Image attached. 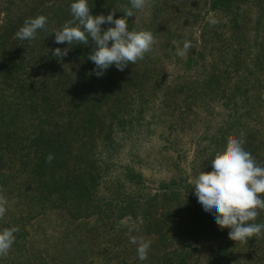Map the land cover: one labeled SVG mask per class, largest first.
Returning a JSON list of instances; mask_svg holds the SVG:
<instances>
[{"label": "trees", "instance_id": "trees-1", "mask_svg": "<svg viewBox=\"0 0 264 264\" xmlns=\"http://www.w3.org/2000/svg\"><path fill=\"white\" fill-rule=\"evenodd\" d=\"M33 1L34 5L40 1L42 10L39 14H47L48 22L56 23L57 29L71 18L70 5L74 0H54L50 4H47L49 0ZM191 1L158 0V14L154 20L165 31L180 26L181 46L188 40L192 44L191 51L195 48V52L200 50V58L210 56L217 60V57L224 63V67L220 68L216 63L208 65L205 62L202 74L198 75L194 66L201 63H193L194 56L190 55L186 60L188 68L184 75H180V91L185 86L190 88L187 97H195L191 101L200 100L197 94H193L197 92L192 91L199 88L197 85L206 83L208 89L214 93L217 90L221 98L225 95L228 104L234 101L230 113L226 115L227 129L219 130L225 141L219 139L220 133L210 138L207 135L205 146L199 150L201 171H211V160L217 151L226 146L227 137H239L242 132L246 139L245 150L252 154L258 165H264V0H205L208 11L223 9L225 15L229 16L228 22L220 20L211 29L223 38L222 42H218L219 48L215 46L214 52V46H208L204 38L199 45L182 35L185 28L182 18L189 21L191 16L184 9ZM54 3L57 7L52 9ZM88 3L93 15H107L116 5L131 6L129 0H88ZM31 15L35 17L34 13ZM115 15L119 18L123 13L117 10ZM135 20V16L128 18L130 29L138 28ZM108 26L104 24L101 27L106 30ZM227 27L229 33L226 32ZM42 34L48 36L49 29L38 30L36 39L40 41ZM229 35L231 41L227 38ZM11 42L14 44L17 41ZM228 43L235 44L230 60H226L224 54ZM35 46L31 47L34 48L32 54L38 53ZM57 47H71L69 51L76 57V75L71 84L65 79V68L59 66L55 62L57 58L52 55ZM14 48L12 45L9 48V57L13 54V59L8 67L5 60L0 62V189L9 200L8 211L0 219V229L18 226L19 231L15 233L16 240L9 253L0 257V264H129L127 260L133 254L130 251V238L124 237L125 230L117 228L114 211L118 208V216L121 217L133 211L135 217H141L145 229L157 223L149 220L150 212L145 204L141 210L138 207L142 204L135 206L138 200L118 202L117 206L113 205V199L98 197L101 161L92 150V143L101 133L107 140L113 141L115 119L119 120L118 124L124 123V115L133 123L141 121L146 111L144 104L151 94L147 89L155 88L144 80L145 74H151L150 69L135 64L132 70L129 63L124 71H119L113 65L102 77H97L92 71L95 65L88 59L92 51L91 40L87 46L55 44L50 52H42L39 61V66L45 68L48 77H51L50 86L47 80L43 86L45 91L40 96L41 103L37 93L31 90L33 72L26 74V77L21 76L27 44L22 46V51L16 49V53L13 52ZM217 69L219 74L210 72ZM53 77L57 79L53 81ZM122 80L131 89L126 88ZM234 80L236 87L227 85ZM51 84L54 90L64 92V99L68 97V120L58 122L54 119L56 111L54 102H51L54 100ZM191 84L196 86L192 90ZM12 87L14 94L10 90ZM242 89L243 98L235 101L233 97ZM254 89L259 100H253L250 96ZM254 109L257 116L251 118ZM248 115L251 116L250 120L245 118ZM33 116L34 122L31 123ZM49 153L54 156L50 163L45 159ZM188 180L183 178L180 182V191L185 188V195L189 197L180 208V214L184 211L180 220V234H176L180 248L172 251L158 249L155 264H200V247L207 255V264H264V235L250 237L247 242L229 239V230H221L214 216L204 211L197 202ZM258 195L264 198V193ZM169 216L165 218V224ZM254 222L264 223V211ZM165 224L162 223V226ZM127 230L130 232V229ZM123 253L125 255L121 256ZM117 254L121 257L119 261ZM140 260H134L132 264ZM141 262L152 264L146 259Z\"/></svg>", "mask_w": 264, "mask_h": 264}, {"label": "rangeland", "instance_id": "rangeland-1", "mask_svg": "<svg viewBox=\"0 0 264 264\" xmlns=\"http://www.w3.org/2000/svg\"><path fill=\"white\" fill-rule=\"evenodd\" d=\"M53 1L49 0L47 4ZM157 4L158 0H147L145 8L136 10L135 13V21L138 28L143 27L151 30L156 39L152 50L145 55L143 60L135 63L140 68L150 69L151 74H145L144 80L152 84V87H155L154 89H147V92L151 94L149 101L144 104L146 105V111L142 115L141 121H136V123L129 121L125 115V117L123 116L122 122L124 123L122 124H118L119 120L115 119V133L113 134L112 142L105 138L104 133H101L92 143V150L99 158V161H101L99 166L102 177L98 178L100 182L98 197L100 199L106 198V200L109 198L113 199L115 201L113 205L117 206L118 202L120 204L132 199L138 200L135 206L138 207L142 204L138 207L141 210V207L143 206L144 208L145 204L150 212L149 220L157 223L151 226L150 229L148 228V230L144 228L145 224H142L141 217H135L132 214L133 211L124 217L118 216V208L114 211L113 218H115L117 228L121 231L125 230L124 237L130 238V251L133 254L127 260L129 264H132L134 260H139L136 252L138 245L131 242L133 237L151 241L150 253L146 260L152 264L157 261L155 256L158 249L160 251H172L180 248V243L176 239V234H180V220L184 212L182 211L180 214V208L182 202L189 198L185 195V188L180 191V185H182L180 182L183 178H189L188 182H190L191 179L201 172V159H198V155L200 148L205 146L206 139L220 133L219 139L225 141L222 137L223 133L219 130L221 128L227 129L226 115L230 113V107L234 105V101L230 104L227 103L228 99L223 93L224 97L221 98L217 94V90L215 93L209 90L207 83L197 85L199 88H195L196 86L191 84V90L195 88L192 92H197L193 94H197L200 99L197 101H191V99L195 98L194 96L190 95L189 98L187 97L190 94L188 92L190 88L185 86V89L182 90L183 92L180 91V77H182L180 75H184L188 68V63H186L188 56H194L193 63H201L199 66H194L195 73L198 75L202 74L203 63L205 62L208 65L216 63L215 65L220 68L224 67V63L217 57V60L210 56L207 59L200 58L198 56L200 50L198 51L197 49V52H195L196 48L192 51L189 50L183 56L179 55L178 52L183 49V45H180V26L171 31H165L161 24L154 20V17L158 14L156 11ZM56 7L57 5L52 9ZM207 9L208 6L205 0H192L188 3L184 10H187L191 16L189 21H186V18H182L183 25H185L182 35L185 38L188 36L190 39L195 40L199 45L203 43L204 38V42H207L208 46H214L212 49L214 52L215 46L219 48L220 44L218 42H222L223 38L218 37L215 34L216 30L211 29L221 21L228 22L229 16L225 15L226 13L223 9H216L214 12ZM41 10L42 4H40V1L34 5L33 0H0V62L5 60L7 62L6 67H8L9 62L13 59V54L11 58L9 57L10 46L15 47L13 52L16 53V49L20 50L22 46L27 44L21 76L26 77V74L33 72L34 84L31 90L37 93L39 102L41 101L42 92L45 91L43 86L46 84V80L50 86L51 78L48 77L45 68L39 66V61L42 57V52L48 53L55 47V36L52 33L58 30V26L54 22H48V26L44 30L49 29L52 36L50 34L48 36L42 34L40 41L39 39L31 42L19 40L15 34L21 22L32 18V13L35 16L38 15ZM212 21H215V23ZM11 31H13L12 35H10ZM226 32L229 33L228 27ZM177 34H179V37H177ZM227 38H230V35ZM13 40L17 42L13 44L11 42ZM34 44L38 53L32 54L34 48L31 47ZM225 46L224 54H226V60H230L235 44L230 45L228 43ZM4 47L7 48V53ZM71 54V51H69L68 55L63 57V59H55L59 66L65 68L64 70L67 74L65 79L69 80V84H71L76 75L75 69L77 67L76 57ZM37 61L38 65L36 64ZM18 62H20V59ZM135 64H132L131 68ZM210 72H218L219 74L218 69ZM54 79H57V77H53V81ZM122 83L125 84L126 88L131 89L128 83L123 80ZM227 85L236 87V80L227 83ZM10 90L12 92L13 87ZM51 90H54V87ZM243 90L233 97L235 101L239 97L243 98ZM51 95L54 97L51 102H54L56 111L54 119L58 122L64 121L66 118L68 120V97L64 99V92L57 89L51 92ZM250 96L253 100L258 99L256 98L257 92L255 89L252 90ZM251 116L248 115L245 118L250 120L256 117V109L253 110ZM34 118L35 116L30 120L31 123L34 122ZM207 135L208 138H206ZM155 196L158 197L156 198ZM106 200H104V203ZM168 216L169 220H166L165 224L164 220ZM162 223L165 225L162 226ZM127 229H130V232ZM161 234L162 237L160 236ZM198 254H202L200 255L202 257L200 264H207L208 260L205 258L206 253L203 248H199ZM124 255L123 253L121 256ZM117 256L119 258L118 261L121 260L119 254ZM195 259L200 260L198 257H195ZM135 264L143 263L140 260V262L137 261Z\"/></svg>", "mask_w": 264, "mask_h": 264}, {"label": "clouds", "instance_id": "clouds-1", "mask_svg": "<svg viewBox=\"0 0 264 264\" xmlns=\"http://www.w3.org/2000/svg\"><path fill=\"white\" fill-rule=\"evenodd\" d=\"M129 6L116 5L107 15H93L88 0H74L70 5L71 18L66 20L60 29L53 31L56 44L85 45L92 41V51L88 59L94 63L92 70L97 77H102L113 65L124 71L131 64L143 60L156 43L151 30L129 28L128 18L135 16L136 10L145 8L147 0H129ZM120 10L119 18L115 13ZM215 23V21H212ZM48 17L38 14L28 18L16 32L19 40L34 41L38 30L46 29ZM109 25L106 30L102 25ZM71 47H57L52 55L63 59ZM192 44L185 40L183 49L178 52L183 56ZM245 135L239 137L229 135L226 146L215 153L211 160V171H201L190 180L197 202L203 210L214 216L218 227L228 229V237L236 242H247L250 237L264 235V223L254 221L264 211V165H258L252 154L245 150ZM47 162L54 159L49 153ZM9 200L0 189V219L8 211ZM19 231L18 226L0 229V257L6 256L11 250ZM132 243L137 244L139 259L148 256L151 241L133 237Z\"/></svg>", "mask_w": 264, "mask_h": 264}]
</instances>
